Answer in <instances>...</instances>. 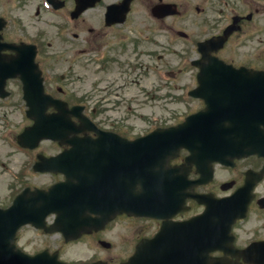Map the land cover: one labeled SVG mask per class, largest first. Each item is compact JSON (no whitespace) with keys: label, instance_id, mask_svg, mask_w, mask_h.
<instances>
[{"label":"flooded vegetation","instance_id":"flooded-vegetation-1","mask_svg":"<svg viewBox=\"0 0 264 264\" xmlns=\"http://www.w3.org/2000/svg\"><path fill=\"white\" fill-rule=\"evenodd\" d=\"M89 1H94V4L84 3L87 0H0V16L7 20L3 35L6 39L32 41L40 45V62L46 71L66 62V79L69 81L75 78L72 72L78 71L79 63L84 71L89 65L95 66L97 105L89 106L92 95L88 93L83 103L84 112L101 129L126 136L136 133L137 119L147 122L150 127L155 125L148 117L136 113V101L138 105L145 103L139 101V97L129 98L128 111L119 109L126 101L123 97L119 103H111L112 96L120 94L122 85L134 81L130 71L134 68L150 71V61L155 55L156 61L162 62L155 67L165 66L166 71L172 74L184 70L181 58L174 63L164 52L153 54L144 49L151 40L148 38L150 32L135 26L133 14L147 13L159 21L175 17V22L197 36L204 32L208 33L206 36L218 35L234 27L223 46V58L233 64L235 70L217 74L228 79L212 82L213 97L235 101L231 116L237 119L230 125L238 126L240 132L249 129L244 134L251 135L247 148L253 152L229 157L227 163H216L210 183L197 185L194 190L225 197L235 204L242 202V206L247 207L245 216L237 219L232 226L233 239L226 237L227 250H215L211 252V257H224L226 264H264V132L261 129H264V78L258 73L264 71V56L254 52L257 40L263 39L264 6H258L257 15L249 17L246 0H133L125 23L108 24L109 6L121 0ZM161 7H169L172 12L162 16L157 11ZM236 16H239L237 23L234 22ZM135 30L138 33L131 35L130 31ZM156 38L159 39L158 35ZM180 50L178 53L170 51L176 54L185 52L183 47ZM237 54L241 60H237ZM186 66L191 68L193 80L198 85L200 67L194 64ZM241 68L246 70L240 71ZM160 122L164 123L162 119ZM102 146L114 149L116 145L111 137H107ZM38 154L35 153L36 159ZM185 157L183 154L178 161L184 162ZM118 162L113 160V163ZM190 174L192 179L199 177L194 166ZM36 175L38 173L35 172L28 178L33 181ZM50 175L54 182L59 174ZM186 205L185 210L173 217L175 221L199 215L204 208L194 198H187ZM50 219L54 220L53 215ZM115 220L118 223L93 230L75 241L64 240L62 236L57 240L55 234L27 225L18 233L17 242L31 254L48 249L58 251L62 259L70 262L101 260L102 264H120L129 259L140 242L152 238L163 223V219L126 214L117 216ZM73 245L74 249H82L85 253L89 251L90 255L76 258V253L65 254Z\"/></svg>","mask_w":264,"mask_h":264},{"label":"rangeland","instance_id":"rangeland-1","mask_svg":"<svg viewBox=\"0 0 264 264\" xmlns=\"http://www.w3.org/2000/svg\"><path fill=\"white\" fill-rule=\"evenodd\" d=\"M262 38H263L262 40H257L256 42L257 50H254V52L258 51L264 56V31H262ZM154 74L155 73H152L151 78L146 79L141 84H131L129 85L128 88H123L121 93H123V96L125 98L137 96L140 98L139 101H143L145 95L142 93V85H144L147 89L153 90V94L155 95L166 94V91H168L169 87H157L156 79L158 78H156ZM80 75H83V76L79 78ZM75 76H76L75 80L69 81V84L71 83V85H69L70 87H68V89L71 92L78 93L77 95H79L80 93L87 94L88 92L93 91L94 95H92L93 96L92 99L96 101L98 88L95 83L97 79V74L95 72V66L89 65L88 70L84 71L79 63L78 71L75 74ZM181 79L185 80L187 84L189 85L187 77L186 78L182 77ZM155 88L158 89L157 93H155ZM125 104H128V102L125 101ZM171 106L179 107V104L174 103V104H171ZM142 110L148 112V114H150L151 112H157L162 115L163 113H167V111H170L169 108L168 109L160 108L156 102L153 103L150 101L144 106V108H142ZM176 111H180V110L176 109ZM15 122L18 124V128H19L26 122V120L24 118H17L13 120L14 124ZM1 126H0V194H1L0 196L2 197V200L4 201L3 203H9L10 202L8 201V196L10 193L9 183H11L13 179H12V173H10L8 170H14L13 173H15L18 167V163H20L19 161H22L26 157V154L22 152V150L18 147L15 137L12 136V134L10 133L4 132ZM48 145H49V142L44 143V148L49 149ZM2 178L6 179V182L5 180H2ZM47 182H48V178H45L43 176H40L38 178V183L40 184L47 183Z\"/></svg>","mask_w":264,"mask_h":264},{"label":"water","instance_id":"water-1","mask_svg":"<svg viewBox=\"0 0 264 264\" xmlns=\"http://www.w3.org/2000/svg\"><path fill=\"white\" fill-rule=\"evenodd\" d=\"M34 75H35V77L39 78L40 81H41V77H40V74H39L38 72H35ZM41 88H42V86H41V87L37 86V87L35 88L36 93L39 94V95H42ZM28 97H29V104L31 105L32 110H33L35 116L38 117L41 121H43V125H47V124H49V123L51 122V117L48 116V115H47V117H46L45 114H44V111H39V102L36 101V100H34V99L32 98L31 93H28ZM64 107H65V106H64ZM65 111H66V108H64V112H65ZM36 125H40V124L37 123ZM36 125H35V126H36ZM31 129H32V128H31ZM29 131H30V130H29ZM47 131H48L47 128H41V126H37L34 130H32L31 132H29V133H30L29 135H32V136H38L40 133L44 134V133H46ZM38 137H39V136H38ZM38 137H37V138H38ZM38 198H41V197H38ZM21 203H22V200H19V201L17 202V204L15 205V207L18 206V205H20ZM37 205H38V204L36 203V204L33 205V207H36Z\"/></svg>","mask_w":264,"mask_h":264}]
</instances>
